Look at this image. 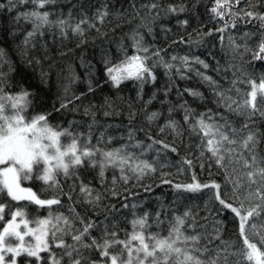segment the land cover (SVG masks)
Returning a JSON list of instances; mask_svg holds the SVG:
<instances>
[{"label":"snow or ice","instance_id":"snow-or-ice-1","mask_svg":"<svg viewBox=\"0 0 264 264\" xmlns=\"http://www.w3.org/2000/svg\"><path fill=\"white\" fill-rule=\"evenodd\" d=\"M202 3L0 0L6 35L30 25L21 50L40 68L35 87L17 79L0 48V264H264V0H208L201 13ZM49 36L99 40V68L95 50L79 54L83 77L57 67ZM190 72L204 91L175 83ZM83 80L86 91H71ZM157 182L172 199L128 202Z\"/></svg>","mask_w":264,"mask_h":264},{"label":"trees","instance_id":"trees-1","mask_svg":"<svg viewBox=\"0 0 264 264\" xmlns=\"http://www.w3.org/2000/svg\"><path fill=\"white\" fill-rule=\"evenodd\" d=\"M73 2H75V0H73ZM123 3L125 5V7L128 4V0H123ZM204 3H208V0H204ZM204 3H202L199 7V11L201 13H203L204 11ZM210 7V4H209ZM67 9L65 8V11ZM15 13H13L14 15ZM181 19L184 18V16L180 17ZM202 19H207L206 17L202 16ZM171 23L174 25L175 24V20L171 21ZM213 26H218V25H213L212 23H208L207 27H213ZM30 27V25L25 24V22L21 21L20 22V30L17 31V34L15 35V37L13 38V36L11 35H6L5 31H4V24L3 21L0 20V48H3L6 50L7 52V59L12 63L13 67L16 69V77L17 79L22 78L23 80L27 81L28 83H31L34 87L36 85L39 84V72H40V68L38 66H30L27 63V60L25 58V53L22 52L21 50V41L23 39V30ZM108 27L110 28L111 25H108ZM197 25L195 23V21L192 22L191 27L187 28V32H192L194 28H196ZM207 27H205V31H207ZM126 30V29H125ZM10 31V30H9ZM174 31L179 32L181 35L184 34V29L176 27L174 28ZM92 35H95V32L92 33ZM109 35H111V32L109 33ZM174 38V37H173ZM195 38V37H194ZM46 39L48 40V52L47 55L52 57L56 62H57V67H66L68 64H71L76 72L83 77L84 73H85V69L81 68L79 66V54L81 52H84L88 59H92V53L95 50L96 52V58L95 60H92V63L94 65H96L97 68H99V65L96 64V62L100 59L99 56V49L101 46V42L99 40H97L95 42V45L91 42H89L87 48H76L75 44L73 43V40H65L63 41V44H61V41L59 39L56 40L55 43H52L51 41V37H46ZM185 39H187V37H185ZM216 37L212 38V42H217ZM37 46L39 48L40 42L39 40L36 41ZM217 47H219L218 43H217ZM176 52L177 54H184L185 52L188 51V46L187 45H180L177 44L175 46ZM40 51H43L42 48L39 49ZM196 55H201L202 57H204L205 55V49L204 48H200L198 50H194ZM62 53H65L64 55H61ZM172 50H169V55H171ZM31 55H36V53H31ZM206 58V57H205ZM211 63V60L209 61ZM7 70V69H5ZM45 70H47V65H45ZM98 76L100 75V72L97 71L96 73ZM211 74V73H209ZM188 76L190 77V79L188 80H183V79H179L177 78L175 80V83L177 85H179V87L181 89H185V88H190V87H197L200 88L201 91H204L205 89L203 87H200L201 82L199 80V78L195 75V73H188ZM166 77L164 75V70L163 69H159L158 71V81L155 85V88H161L164 84ZM133 88V85L131 83L127 84L126 87L124 88V94L127 95L129 94V91ZM71 91H75V92H81V91H86V80L83 81H75V85L74 87L71 89ZM105 93L107 94L108 90L107 88H105ZM154 91V87L152 84H146L145 85V97L144 99L147 100L148 96L151 95V93ZM58 94L57 93V89L56 88H52L50 90H48V94H47V98L49 100H53L55 99V95ZM113 95H115V93H112ZM132 95H135L134 92L131 93ZM164 97L163 95H159L158 98L156 100H154L152 102V104L150 105V109L149 110H154V109H159L160 108V100H163ZM169 99L174 101L175 104H179L180 100L177 98V94H176V89H173L171 92V95L169 96ZM184 99L189 100V102L191 103V98L187 93H184ZM196 104H193V107H196ZM182 111H180L178 113V115L176 116L177 119L180 118V116H182ZM160 123H163V120L160 121ZM173 159H178V157H173ZM166 172H174V169L172 168H167L165 169ZM197 172L200 175V178H205L207 177V172L204 173H200L199 172V168L197 167ZM159 175V173H157V176ZM170 179L175 180H185L187 177L184 175H180V176H172V177H168ZM156 178L153 177L152 180H145L143 183L144 184H149L152 183L153 180H155ZM28 183V182H26ZM31 186H33L36 189H39V185L36 184H32ZM132 191L136 192L138 195L136 198L133 197H129L128 202L132 203L134 202V200L136 202L139 201H144L145 205L148 208H154L156 201H155V197L156 196H160V195H166L168 199H172V189L167 186V185H158L157 182V186L153 188V191L151 193L145 192L143 190V188L141 187H134L132 189ZM145 197H147L148 199L145 200ZM113 203H117V206H119V203L117 201H112ZM63 210V209H61ZM36 214V213H34ZM125 215H127V211L124 212Z\"/></svg>","mask_w":264,"mask_h":264}]
</instances>
